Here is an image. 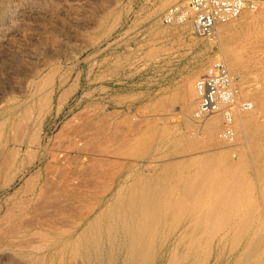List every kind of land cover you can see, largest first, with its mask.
I'll return each mask as SVG.
<instances>
[{
    "label": "rangeland",
    "instance_id": "374dc122",
    "mask_svg": "<svg viewBox=\"0 0 264 264\" xmlns=\"http://www.w3.org/2000/svg\"><path fill=\"white\" fill-rule=\"evenodd\" d=\"M183 1L0 0V166L10 161L1 183L17 169L15 185L0 192V216L12 201L24 203V187H32L26 178L36 177L30 183L35 185L47 175L48 186L59 184L51 169L55 153L58 165L68 167L70 182L66 195L45 203L50 206L43 211L26 216L17 204V227L30 221L25 225L33 230L17 247L0 250V264H90L84 258L89 245L75 241L77 221H83L81 230L93 219L114 221L138 186L151 188L149 196L144 188L136 190L141 202L152 194L151 201L167 210H182L190 202L204 210L217 194L208 184L187 180L200 169L237 165L231 176L239 185L240 208L264 212V0L221 25L214 39L196 34L191 23L162 24L160 15ZM218 60L238 78L240 97L253 104L240 115L249 119L247 135L238 115L239 129L234 126L230 141L219 138L221 114L212 116L220 123L211 141L205 129L211 117L197 114L196 82ZM54 186L49 193L57 192Z\"/></svg>",
    "mask_w": 264,
    "mask_h": 264
},
{
    "label": "bare ground",
    "instance_id": "6f19581e",
    "mask_svg": "<svg viewBox=\"0 0 264 264\" xmlns=\"http://www.w3.org/2000/svg\"><path fill=\"white\" fill-rule=\"evenodd\" d=\"M48 84H50V82H48ZM55 90L56 89L54 88L51 93L55 94ZM39 91H41V90H39ZM249 95H251V94H249ZM45 101H46V99H45ZM47 104H48V102H47ZM38 110H39V108H38ZM243 113H245V112H243ZM243 113L239 114V116L242 115ZM247 113H248V111H247ZM210 119L207 120L209 122L205 123V125L207 124V126H206V128L205 127L204 128L207 130L206 138L208 136L209 140L211 141L214 137L215 130L219 127L220 121L216 117L213 119L211 117ZM239 119H241L240 120L241 121V129L243 131L242 134L245 133L247 135V133H248L247 128H250L249 124H248L249 119L247 117H244V118L241 117ZM254 119H255V117H254ZM203 120H205V119H203ZM103 121H104V119H103ZM120 122H122V119ZM236 123H237V121H236ZM87 126H88V124H87ZM236 127H237V125L235 126V128ZM23 129H25V128H23ZM19 130H20V128H19ZM23 131L24 130H21V132H23ZM18 134H19V132H18ZM20 134H19V138H21L23 136V134H22V136ZM33 134H35V132ZM254 134H255V132H254ZM238 136H239L238 138H240V135H238ZM17 137H18V135H17ZM5 140H7V139H5ZM100 142H101V140H100ZM106 143L107 142H105V144ZM259 144H261V143H259ZM33 145H34V143H33ZM69 149H71V148H69ZM256 149H258V146L256 147ZM3 150L5 151V149H3ZM117 150H119V149H117ZM11 151L13 152L14 150L12 149ZM5 152H4V154H6ZM250 152H251V150H250ZM12 154H14V153H12ZM12 154H11V158H12ZM54 155H55V157L53 159L54 162L52 161L53 162L52 164L54 166H52L51 169H52V175H54V176L58 175L59 176L58 178H60L59 184H56L57 187L58 186L59 187L58 188L56 187L57 189H54L57 192H55L53 194L51 192L49 193V190L53 188V187H51V185L54 186V184H51V185L49 184V186L51 188L48 186V183L50 182V180L48 178H45V177H47V175L45 174L46 169L44 170L45 171L44 175H46V176L44 177L43 175H41L40 177H38L37 183L35 185L33 183L34 186L31 185L30 183H32L31 181H34V179L36 177L35 176H34L35 178L31 177L33 180L26 178L27 180L25 179V181L29 182L28 183L29 186H32L31 188H26L27 185H25L26 187H24V188H25V190L27 189L26 190L27 193L25 191L22 192V194L26 193V196H25L24 203L21 202L23 204V208L22 209L20 208V209L22 210L21 212L23 214H26V216H27L28 212L30 213V211H34V210H39V212L43 211L40 209H44L45 206H43V205H46L48 203V201H50L52 199L56 200L57 198L61 197L62 195H66L65 192H67L68 187L70 186V182L68 179L69 170H67L68 167L66 165L65 166L67 168L64 165H60L61 166L60 167L58 165L59 161H60V159L58 157H60V156H56V153ZM0 156H1V154H0ZM8 156H10V155H8ZM8 156L6 158H8ZM51 157H53V156H50V161L52 159ZM109 157H110V154H109ZM120 157H121V155H120ZM6 160H9V159H6ZM32 160H33V158H32ZM96 160H99V159H96ZM9 162L5 161L6 164H8ZM111 162H113V161H111ZM5 163H3V164H5ZM6 164L3 166H0V176H2L4 174L3 173V167L6 166ZM78 165L80 166V164H78ZM220 166H219V168H220ZM10 167H12V165H10ZM28 167H30V166H28ZM44 167L45 166H43V168ZM261 168L263 169V167H261ZM4 169H6V168H4ZM237 169H238V166L233 164V165H230L224 169L220 168V170H218V169H214V170L213 169H211V170L210 169L209 170L202 169L201 170L200 169L197 172H191V173H189V175H187L188 176L187 180L197 179L196 183L201 182L204 184H208V186L211 187V192H213L214 194H217V198L214 201H212L211 206L207 207L204 210L193 209L190 206L191 202L189 204H185V207L182 210H177V211L167 210V209L162 208L161 207L162 205L160 206L156 202L151 201L155 198L154 196H153L154 198L152 197L151 193H150L151 194L150 195V197H151L150 201L147 198L148 202H145V201L141 202L143 199H141L140 196L138 197L136 194V192H137L136 190H138V189L133 188L132 191L130 189V191L132 192V195L130 192L131 197L129 199L127 198L128 200L126 199L127 202L122 206V208L119 207L120 208L119 209L117 207V205L116 206L114 205V207L118 208V210H116L117 208L115 209L117 211V212L116 211L115 212H116L117 217H119V221H118V222H120L119 224L116 222V215L114 217L115 220L114 219L113 220L117 224L114 221H112V222H110L111 220L108 221L107 218H106L107 221L106 220L105 221L104 220L99 221L97 219L96 220L93 219L92 221L89 222L88 225H86L87 226L86 228L84 226L85 229H82L83 230L82 231L81 226L83 225V221L82 222H81V220L77 221L76 224L78 226L77 227L78 237L75 241L78 244L83 242V243H87L89 245V247L87 248L86 254L84 255V258L90 264H264V212L257 211V210H249V211L245 210V211H243V209L240 208V205L242 204V199L240 198L241 196L238 198L235 195L236 191L239 189V187H238L239 185H235L234 182H232V176H231V172L233 173V171H235ZM105 170H106V168H105ZM19 171H21V169ZM47 171H49V167H48ZM118 171H116V172H118ZM39 173H40V171H39ZM47 173L49 175V172H47ZM255 173H257V171ZM23 175H24V173H23ZM111 177H109V178H111ZM49 178H50V176H49ZM70 178H71V176H70ZM105 178H107V177H105ZM16 179H17V169L11 170L7 179L3 183H1L2 179H0L1 180L0 181V192L9 190L13 185H15ZM163 179L166 180V178H163ZM91 182H92V180H91ZM261 182H263V181L260 180V182H258V183H261ZM55 183H57V182H55ZM140 183H141V185L144 184L143 181ZM140 183H138V184H140ZM90 184H92V183H90ZM96 184H97V182H96ZM81 186H82V184H81ZM142 186H138L139 192H140V189H143V188H144L143 190L145 191V189L147 187L146 185H145V187H142ZM48 187L50 189H48ZM90 187H91V185H90ZM140 187H142V188H140ZM113 188H114V186H113ZM149 188L146 189L148 191V196H149V190L151 189V188L150 189ZM144 191H143V193H147ZM154 193L156 196V191H154ZM213 193H211V194H213ZM128 194H129V192H128ZM185 194H186V192H185ZM185 194H183V195H185ZM97 195H99V194H97ZM175 195H177V194H175ZM190 195H193V194H190ZM20 196H21V194H20ZM146 196H147V194H146ZM155 200L157 201V199H155ZM158 200H160V199H158ZM183 200H185V199H183ZM60 201L62 202V198L60 199ZM96 201H97V199H96ZM238 201H239V203L237 204ZM13 202H15V201H12V206L9 205L11 207L5 209L6 211L4 213H2V215L0 216V250H2V248L7 247V246L11 247V248L17 247V243H18L17 240H20V241L22 240L25 242L26 240H28V237H29L31 231L33 230L30 226H26V225H29L30 221L25 222L24 224H21L23 221V220H21V222H19L21 224V225H19L20 227H17L18 226V223H17L18 222V220H17V216H18L17 215V204L21 205V203L18 202L17 204L14 205ZM160 202H161V200H160ZM261 203H263V202H261ZM72 204H74V203H71L70 205H72ZM53 205H55V204L53 203ZM68 205H67V208H68ZM47 206L49 207L50 205L48 204V205H46V207ZM109 206H112V205L110 204ZM159 206H160V208H159ZM60 207H61V205H60ZM94 207H92V209H94ZM262 207H264L263 204H262ZM86 208H87V206H86ZM64 209L62 208V210H64ZM72 210H70V211H72ZM46 211H48V210H46ZM50 212H51L50 214H52V215L55 214L54 212L52 213V211H50ZM46 213H49V212H46ZM46 213H45V215H46ZM88 214H87V216H88ZM19 215H20V213H19ZM28 216H29V214H28ZM80 216H82V215L80 214ZM84 216L85 215H83L82 217L85 218ZM31 217L33 218L34 215ZM27 218H29V217H27ZM110 218L112 219V217H110ZM29 219H31V218H29ZM63 219H65V218L63 217ZM26 221H28V219ZM26 223H28V224H26ZM32 223H33V221H32ZM35 223H36V220H35ZM76 224H74V225H76ZM46 225H48V224H46ZM57 225H58V223H57ZM48 226H50V225H48ZM102 227H104V228L107 227L108 231L103 232L101 230ZM115 228H116V230H115ZM72 230H73V228H72ZM62 231H65V230H62ZM74 231H76V230H74ZM43 235H44V233H43ZM44 236L47 237L46 234ZM44 236H43V238H44ZM27 242H30V241H27ZM27 246H30V245H27ZM4 249H3V251H5Z\"/></svg>",
    "mask_w": 264,
    "mask_h": 264
},
{
    "label": "built area",
    "instance_id": "2783aa9c",
    "mask_svg": "<svg viewBox=\"0 0 264 264\" xmlns=\"http://www.w3.org/2000/svg\"><path fill=\"white\" fill-rule=\"evenodd\" d=\"M263 0H185L169 6L161 15L164 25L191 23L198 35L215 38L221 25L238 18L247 9H258ZM238 78L223 60L213 63L196 82L199 101L198 116L207 119L223 116L222 141L234 138L236 118L253 108L251 101L239 95Z\"/></svg>",
    "mask_w": 264,
    "mask_h": 264
}]
</instances>
